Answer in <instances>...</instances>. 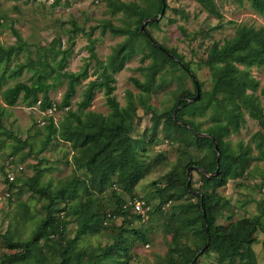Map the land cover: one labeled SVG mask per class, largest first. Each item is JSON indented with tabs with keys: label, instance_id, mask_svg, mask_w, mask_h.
Returning a JSON list of instances; mask_svg holds the SVG:
<instances>
[{
	"label": "trees",
	"instance_id": "1",
	"mask_svg": "<svg viewBox=\"0 0 264 264\" xmlns=\"http://www.w3.org/2000/svg\"><path fill=\"white\" fill-rule=\"evenodd\" d=\"M59 1L53 0V5ZM195 1L209 14L221 17L214 0ZM248 1L264 18V0ZM105 2L110 14H120V24L104 19L101 23L90 26L86 32L72 20V35L69 39L71 42L69 41L68 47L59 48L61 39L54 38L51 41L54 50L48 47L39 48L44 59L50 58L55 62L53 67L51 62L46 61L52 77L50 82L46 78L36 79L31 83L17 81L0 90L4 103L0 104V133H7L18 143L22 144L24 141L4 129L6 107H12L19 101L30 107L40 101V111H46L53 105L57 111H63L58 120L55 139L71 146V161L76 171L70 179L55 188L50 183L39 185L37 175L32 176L29 182L26 181L25 184L33 193L45 199L46 203L42 206L44 216L25 240L14 239L8 229L0 233L4 247L15 250L2 255L0 264H128L130 255L124 242L125 237L147 241L141 228L134 227L133 222H141L143 216L161 212L162 205L170 200L183 198L184 202L174 207L166 222V228L173 236V244L168 249L165 264H200V257L209 252L215 254L219 264H248L244 263V255L256 242L257 233L261 231L264 234V213L243 216L233 221L228 215V226L219 229L218 216L229 202L224 200L218 189L229 180L244 177L252 159H264L262 131H256L252 136L257 149L255 157L252 154L254 147L249 142L240 140L232 146L226 139L232 132L239 130L246 114L256 120L264 130V107L256 94L259 90V94L264 96V84L260 86L258 79L252 74V68L264 65V26L240 24L230 38L223 42L214 41L203 60L210 73V88L206 91L200 88L199 98L187 102L196 95L194 84V92L183 89L168 111L160 115L152 114L149 142L153 140L162 123L163 134L173 141L182 139L185 133H190L193 137L191 144L196 153L200 154L193 158L187 155V151H183L181 157L164 174L163 184L152 182V196L158 199L153 206L148 198L133 199L134 187L148 172V165L141 154L144 150L143 139L132 135L138 104L148 109L143 97L149 94L150 85L166 62L176 63L187 75L193 70L190 63L174 48L167 49L154 39L147 27L155 23V20L148 21L145 27L160 47L151 43L140 30L145 18L158 16L162 8L161 0H144L143 3L136 0ZM2 25L3 19L0 17V26ZM97 27L102 33L109 31L113 35L129 36L113 45L110 53L101 61L97 75L86 82L81 99L77 102L76 109L72 110L70 104L76 94V87L88 77L90 61L96 58L92 33ZM179 29L184 35L185 29ZM12 31L16 43L7 47L0 44L1 54H17L25 44L18 31L14 28ZM77 31L86 34L88 59L78 71H63L74 44L73 34ZM135 55H140L139 70L144 77L143 80L131 78L133 85L139 89V96L136 97L127 90L126 103L121 105L114 94L115 74L125 68L126 63ZM146 60L149 61L144 63ZM61 78L66 80V87L58 101L50 96L49 91ZM101 89L109 109L107 114L88 109L96 91ZM206 114H209L211 123L201 129L202 122L195 117ZM47 118L50 117L42 115V120ZM215 147L219 151L218 161ZM14 153L15 148L10 155ZM9 159L11 163L21 164L11 156ZM191 165L202 169L197 170L200 181L198 188L193 187L191 180L187 184V169ZM217 165L218 171H215ZM37 171L41 170L37 168ZM2 175L4 192L9 193L4 198H11L12 189L17 187L20 176L16 175L10 181L6 177L5 165H2ZM120 192L130 198L125 199ZM136 200L149 206L144 214L133 211L132 203ZM71 217L74 218L76 227L74 235L68 238L67 228ZM116 219L121 220L119 225L111 223ZM108 225L116 231L115 240L111 244L89 252L76 250V244L82 238L99 234ZM183 237L187 242L181 241Z\"/></svg>",
	"mask_w": 264,
	"mask_h": 264
},
{
	"label": "rangeland",
	"instance_id": "2",
	"mask_svg": "<svg viewBox=\"0 0 264 264\" xmlns=\"http://www.w3.org/2000/svg\"><path fill=\"white\" fill-rule=\"evenodd\" d=\"M136 1L143 3L144 0ZM214 2L221 17L209 14L195 0H166L161 19L147 27L157 42L167 49L174 48L185 61L190 63L192 73L200 83L202 91L208 90L211 83L209 70L203 64L209 46L214 41L223 42L233 36L236 27L240 24L264 26V18L252 8L248 0H214ZM119 15L109 13L105 0H60L56 5H53V0H0V17L3 19V25L0 26V44L7 47L16 43L12 28L18 31L25 42L22 50L17 54L0 53V90L17 81L31 83L36 79L46 78L50 82L52 77L46 61L51 62L53 67H55V62H52L50 58L44 59L39 53V48L53 49L51 41L54 38L61 39L59 48L68 47L72 35L70 32L72 31L70 30L72 20L88 32L90 26L97 25L104 19L120 24ZM217 25L220 26L215 28ZM179 27L185 29L184 35ZM128 36L129 34L113 35L109 31L102 33L99 27L95 28L92 37L95 39L96 58L90 61L88 77L76 87V94L70 104L72 110L76 109L86 82L97 75L101 61L110 53L113 45L126 40ZM73 40L71 54L67 58L63 71L80 70L89 56L86 34L77 31L75 35L73 34ZM140 65V55H135L126 63L125 68L115 74L114 94L121 105L126 103L127 90H130L136 97L139 96V89L133 85L131 78L137 77L143 80L144 77L139 70ZM252 74L262 86L264 65L252 68ZM65 87L66 80L61 78L50 89V96L60 101ZM183 89L194 92V82L190 74L187 75L180 70L176 63L166 62L150 85L149 94L143 97L148 109L138 104L132 135L143 139L144 150L141 154L148 165V172L134 187L133 199L148 198L150 205L155 206L158 199L152 196V182L158 181L162 185L164 174L181 157L183 151H187V155L193 158L200 155L196 153L191 144L193 137L190 133H185L182 139L173 141L163 134L162 123L153 140L149 142L152 132V114L160 115L168 111ZM256 94L259 95L264 107V96L259 94V90ZM0 104L4 105L1 94ZM88 109L102 114L108 113L109 109L102 89L96 91ZM62 115V110L56 111L52 117L44 119V123H41L42 115L39 110L36 108L31 110L23 102L19 101L16 105L5 108L4 129L14 137L23 140L24 143L16 142L7 133H0V233L8 229L14 239L25 240L30 237L39 220L43 218L42 206L46 203L45 199L33 193L25 184L32 176L37 175L39 185L50 183L51 187L55 188L76 173L71 161L73 153L71 146L69 143L56 140L58 120ZM195 119L202 122L201 129L211 123L209 114L195 117ZM259 130L264 134L258 122L246 114L239 130L232 132L226 139L232 146L240 140L245 143L249 142L254 147L252 154L255 157L257 149L252 136ZM14 148L16 153L10 155ZM10 156L23 165V170L16 174L20 178L17 181V187L12 189L11 198H1L5 190L2 181V165ZM37 168L41 171H37ZM190 177L193 187L198 188L200 181L197 170L192 169ZM218 191L224 200L229 202L218 216L219 229H225L228 226V215L233 221L243 216L264 213V159H252L248 173L244 177L229 180ZM120 193L125 199L130 198L124 192ZM183 202L184 198L170 200L162 205L161 212L150 214L148 217L145 215L141 222H133L134 227L141 228L147 241L133 240L130 236L125 237L124 242L130 255L128 264H165L168 249L173 244V236L166 228V222L174 211V207ZM113 222L114 225H119L121 220L116 219L111 223ZM75 227L74 218L71 217L67 228L68 238L74 235ZM115 233V228L108 225L101 233L82 238L76 244V250L89 252L111 244L115 240ZM181 239L183 243L187 242L185 237ZM263 239L264 234L259 231L256 242L244 255L246 257L244 263L264 264ZM14 251L4 247L0 240V257ZM45 252L48 253L47 250ZM199 262L200 264H219L212 252L202 255Z\"/></svg>",
	"mask_w": 264,
	"mask_h": 264
},
{
	"label": "built area",
	"instance_id": "3",
	"mask_svg": "<svg viewBox=\"0 0 264 264\" xmlns=\"http://www.w3.org/2000/svg\"><path fill=\"white\" fill-rule=\"evenodd\" d=\"M39 104L40 101H38L36 105L30 106L28 108H31V110L33 108H36L39 110L40 115L49 116V117H52L57 111L55 105L49 107L46 111H40L38 107ZM65 109H68V107H65ZM41 123H44V120H41ZM4 165L6 170V177L10 181H13L15 179L16 174L23 170V166L21 164L11 163L10 159L6 160ZM8 195H9L8 192H4V196H1V198L7 197ZM132 205H133V211L136 213L144 214L149 209V206H144V202L139 200L134 201Z\"/></svg>",
	"mask_w": 264,
	"mask_h": 264
},
{
	"label": "water",
	"instance_id": "4",
	"mask_svg": "<svg viewBox=\"0 0 264 264\" xmlns=\"http://www.w3.org/2000/svg\"><path fill=\"white\" fill-rule=\"evenodd\" d=\"M161 2H162V8H161V10H160L158 16L155 17V18H154V17L145 18V19L142 21L141 26H140V30H141L142 32L145 33L146 37L151 41V43H153L154 45L159 46V47H160V45H159L155 40H153V38L149 35V33H148V31L146 30V27H145V26H146V24H147L148 21H154V20H155V21H158V20L161 19V17H162L163 14H164V8H165L166 1H165V0H161ZM164 51H165L167 54H169L171 57H173L174 59H176V58H175V57H174L169 51H167L166 49H164ZM190 75H191L192 80H193V82H194V84H195V87H196V95L193 96V97H190V98L188 99L187 102H191V101L197 100V99L199 98V96H200V86H199V83H198L196 77H195L192 73H190ZM215 148H216V151H217V161H218L219 151H218L217 147H215ZM192 169L202 171V169L199 168L198 166H196V165H191V166L187 169V184H189V182H190V180H191V177H190V171H191ZM215 171H218V165H217V169H216ZM205 173H207V172H205Z\"/></svg>",
	"mask_w": 264,
	"mask_h": 264
}]
</instances>
